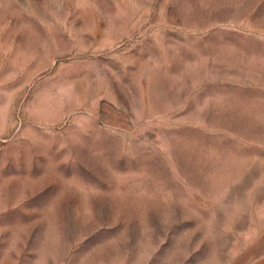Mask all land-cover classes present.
Wrapping results in <instances>:
<instances>
[{
    "label": "rangeland",
    "instance_id": "rangeland-1",
    "mask_svg": "<svg viewBox=\"0 0 264 264\" xmlns=\"http://www.w3.org/2000/svg\"><path fill=\"white\" fill-rule=\"evenodd\" d=\"M0 264H264V0H0Z\"/></svg>",
    "mask_w": 264,
    "mask_h": 264
}]
</instances>
